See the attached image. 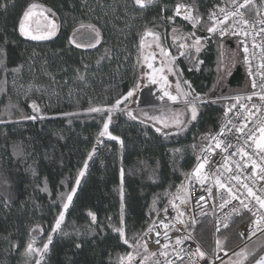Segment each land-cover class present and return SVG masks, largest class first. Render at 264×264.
I'll use <instances>...</instances> for the list:
<instances>
[{
    "label": "trees",
    "instance_id": "trees-1",
    "mask_svg": "<svg viewBox=\"0 0 264 264\" xmlns=\"http://www.w3.org/2000/svg\"><path fill=\"white\" fill-rule=\"evenodd\" d=\"M215 2L145 0L141 7L134 0H0V264H35L29 243L42 250L50 236L41 264H120L122 256L142 246L143 232L184 184L200 145L213 136L232 102L212 98L218 38L204 40L198 53H185L167 40L174 30L190 34V26L174 15L177 3L192 7L204 34L211 27L206 13ZM32 3L56 18L57 31L49 40H29L19 32ZM247 13L264 15V0H256ZM81 24L99 30L97 46L70 42L71 31ZM148 30L165 38L192 97L203 101L196 118L171 134L126 111L108 112L138 82L139 45ZM243 83L248 91L245 78ZM110 115L108 133L115 139L97 145ZM69 194V207L52 233ZM246 219L220 234V246L232 250L242 244L237 228ZM119 222L123 237L112 228ZM34 227L41 232L35 241ZM211 227L207 217L192 229L209 250ZM263 252L264 245L243 264Z\"/></svg>",
    "mask_w": 264,
    "mask_h": 264
},
{
    "label": "built area",
    "instance_id": "built-area-1",
    "mask_svg": "<svg viewBox=\"0 0 264 264\" xmlns=\"http://www.w3.org/2000/svg\"><path fill=\"white\" fill-rule=\"evenodd\" d=\"M255 2L256 0H251L250 3L245 4V0H236V3L233 4L219 0V2L212 3L206 13L205 20L211 27L215 24L216 31L204 33L202 37H216L240 42L245 78L249 88L247 92L238 95L241 98L239 101L236 99L225 107L224 119L212 136L223 141L221 147H216V141L212 140V137L200 145V153L197 158L200 157L201 160L196 158L195 164L188 174L193 173V169L206 156L207 162L204 164L201 175L207 179L201 183L195 175H192L190 179L187 176L184 203H181L182 199L177 198L176 191L170 193L143 232L141 237L143 248L147 244V253L149 255L156 253V255H151L153 257L152 264H157V262L167 264V261H172L173 264H221L237 249L264 235V222L256 224L261 214L264 213V208H261L255 199L248 196L247 190L242 187L243 184H247L256 195L264 197V179H261L264 173L260 172V167L264 166V160L261 159L264 153H259L255 142L247 139V135L251 131L255 133L256 140L260 136L259 127L264 124V100L260 98L264 94V87L260 86L264 83V31H261L264 29V23H260L261 20H264V15L251 16L247 13L249 8L255 5ZM177 4L174 7V15L185 21L195 32L200 23L193 27V20L184 19V16L189 14L195 18L192 7L184 4L186 7L181 8V14L177 15ZM240 5L244 6L240 7ZM221 9L224 11L222 12ZM213 13H215L214 19L210 18ZM229 13H235V15H229ZM225 15L228 16L227 20L224 19ZM220 20H224V23H217ZM245 20L248 21L247 24L244 23ZM222 32L223 34H221ZM245 47H247V51H245ZM254 83L256 87H253ZM237 128H243V132H238ZM222 131L223 135H221ZM229 144L232 147H227ZM239 148H243L248 156L241 157L237 151ZM232 153L237 154L233 156ZM249 157L254 159L258 165L255 175H253L252 160ZM237 165H240L239 169ZM245 165L247 166L245 167ZM229 169L231 170L229 171ZM234 175L240 177L239 182L232 179ZM217 179L226 188L231 187L238 198L232 199L225 189L218 188ZM201 196L204 197L203 200L199 199ZM221 196L230 201L223 208L220 207L223 203ZM198 200L199 204H197ZM241 200L249 207L244 208ZM170 201L176 207H173V203ZM181 212H183L182 216ZM243 216H246L247 219L237 228L242 244L232 250L220 248L218 245L220 234L235 220ZM207 217L211 219L212 225V247L210 250L203 247L192 233L193 227ZM164 224H168L169 227L165 229ZM150 226L154 229L151 232L148 231ZM157 232L160 233L159 236H157ZM164 232H167V239ZM157 239L160 244L155 242ZM177 239H180L182 243L177 244ZM164 244H168L167 249L162 247ZM197 247L205 253L203 258L198 253L192 256L188 255V253H196ZM164 251L168 253L167 257L160 255ZM177 254L183 259H177Z\"/></svg>",
    "mask_w": 264,
    "mask_h": 264
},
{
    "label": "rangeland",
    "instance_id": "rangeland-1",
    "mask_svg": "<svg viewBox=\"0 0 264 264\" xmlns=\"http://www.w3.org/2000/svg\"><path fill=\"white\" fill-rule=\"evenodd\" d=\"M33 5L35 7H30ZM25 12L29 13L27 17L24 16ZM24 13L19 23V32L24 38L33 40L29 36H25L21 33V21L24 22L25 29L34 35H47L53 31L56 33V18L52 12H50L45 7L36 3H32L26 8ZM53 23L55 24L54 29L52 28ZM198 30L199 27L195 32H193L190 28L189 35L172 31L170 32L167 40L174 44L176 43L185 53H189L191 51L198 53L196 52V46H199L201 50L204 40L207 39L202 37V34L199 33ZM146 32L150 34H144L140 41L138 82L131 90L133 92V96L128 97L126 100L121 99V103L119 105H116L115 103L108 112L126 111L127 114L131 113L130 116L132 118L135 117L133 119L150 124L159 133H175L184 128L191 120H193L190 102L193 101L194 97H192L189 85L182 80L181 75L175 66V59L177 55L171 52L167 44L168 42H166L164 37L153 30H148ZM54 35H50L46 39L34 41L49 40ZM73 37L75 38L76 42L71 43L76 46L78 43L80 45L79 47L83 48H92L97 46L99 43V36H97L95 32H92L87 28H81L80 26L74 28L71 31L70 38ZM197 40H199L198 45H196ZM90 44L94 46H89ZM181 45H185V47H181ZM161 48H163L169 54L164 55L161 52ZM218 49L219 55L217 60V76L212 98L218 100L227 99L234 102L238 95L247 92V85L244 86V83L240 86H231L228 84L229 77L236 69H239L245 78V67L241 52V44L238 40L231 41L227 39H219ZM149 65H151V67H149ZM165 93L176 96L177 99L175 101L170 100L169 96L165 95ZM185 93H189V95L185 96ZM126 96L127 94L124 97ZM202 102L203 101L201 99L195 100L196 112L198 105ZM112 120L113 117L110 115L107 118L106 123L108 124ZM177 120L181 121V123L177 124ZM103 139L113 140V137L108 133V129L105 135H100L97 145H100ZM259 139L260 136L256 140L258 141ZM173 191H176L179 200L185 199V182L182 186L175 188ZM66 203L69 207L70 202L67 200ZM64 211L65 208H63V213ZM59 218L60 215L58 219ZM112 228H114V230L120 234L119 229H122V223L119 222L117 224H113ZM40 233V228L34 227L31 231L32 240L35 241L39 237ZM49 242L50 240L48 237L46 243L48 244ZM263 243L264 235H261L250 243L237 249L221 264H242L246 258L255 250H257ZM33 244L34 243H32V245ZM218 245L223 249L219 243ZM35 250L36 248L33 247V250L29 256L35 255L36 260H41V256H38ZM43 252L44 251H42L41 255H43ZM130 253L133 259H128V253L122 256L120 264H141V261H143V264L153 263V257L145 251L143 246L136 247L134 251Z\"/></svg>",
    "mask_w": 264,
    "mask_h": 264
},
{
    "label": "snow or ice",
    "instance_id": "snow-or-ice-1",
    "mask_svg": "<svg viewBox=\"0 0 264 264\" xmlns=\"http://www.w3.org/2000/svg\"><path fill=\"white\" fill-rule=\"evenodd\" d=\"M135 2H136V4L140 5L141 7L145 6V0H135ZM250 2H251V0H245V4H248V3H250ZM147 3H152V0H147ZM232 3L235 4V3H236V0H232ZM243 6H244V5H240V7H243ZM30 7H35V6L33 5V6H30ZM183 7H186V5H184V4H177V6H176V14H177V15H180V14H181V13H180V9L183 8ZM221 11L223 12L224 10L221 9ZM237 11H238V9H237ZM28 15H29L28 12H25V13H24V16H25V17H27ZM229 15H235V13H229ZM241 15H242V14H241ZM210 18L214 19V18H215V13H213L212 16H211ZM184 19H186V20H193V27H196V25H197L198 23H200V18H199V17H195V18H193V17L191 16V14H189V15H185V16H184ZM224 19L227 20V19H228V16L225 15V18H224ZM217 23H219V24H223V23H224V20L217 21ZM244 23L247 24L248 21L245 20ZM260 23H264V20H261ZM80 27H81V28H87V29H90L92 32H95L97 36H99V30L96 29L95 26L92 25V24H88V25L81 24ZM52 28H53V29L55 28V24H54V23L52 24ZM20 31H21V33H22L23 35H25V36H29V37H30L31 39H33V40L46 39V38H48V36H50V35H54V34H55V32L53 31V32H51V33H48L47 35H34V34H32L30 31H27V30L25 29V25H24V22H23V21H21V24H20ZM174 31H175V30H174ZM208 31H209V32H215V31H216V26H215V24H214L212 27H209V28H208ZM261 31H264V29H261ZM145 34L148 35V34H150V33L146 32ZM221 34H223V32H222ZM193 35H194V34H193ZM70 42H76V41H75V38H74V37H73V38H70ZM198 44H199V40L196 41V45H198ZM77 46H80V45L77 43ZM89 46H94V45H91V44H90ZM181 47H185V45H181ZM199 51H200V47H199V46H196V52H199ZM245 51H247V47H245ZM161 52H162L164 55H168V54H169V53H167L163 48H161ZM149 67H151V65H149ZM153 82H155V81H153ZM186 83H187V82H186ZM260 86H261V87H264V83H262ZM253 87H256L255 83L253 84ZM165 95H168L170 100L175 101V100L177 99L176 96H172V95H170V94H168V93H165ZM184 95L187 96V95H189V93H185ZM132 96H133V92L130 90V91L127 93V96H126V97H123L122 99L126 100L128 97H132ZM260 98H261V100H264V94H262ZM198 99H200V97H199V96H196V97H194L193 101L190 102V104H191L192 119H195V118H196V115H197L196 107H195V100H198ZM236 99L239 101L241 98H240V97H237ZM249 99H251V97H249ZM120 103H121V100H117V101H116V105H119ZM233 107H235V105H233ZM241 107H243V105H241ZM253 107H255V105H253ZM33 108L36 109V105H35V104H33ZM37 110H38V109H37ZM88 111H90V112H98V111H100V109H99V108H90V109H88ZM129 115H131V113H129ZM133 118H135V117H133ZM176 123H177V124H180L181 121L177 120ZM107 129H108V124L105 123V124H104V129L100 132V135H101V136L105 135V133L107 132ZM236 130H237L238 132H243V128H237ZM259 132H260V139H259L258 141L255 140V133H254V132H251V131H250L249 134L247 135V139H248V140H253V141L255 142V147H256V149L258 150L259 153H264V124L260 125V127H259ZM221 135H223V131L221 132ZM113 139H115V137H113ZM212 140L216 141V147H221V144L223 143V141L219 140L217 137H212ZM227 147H232V145L229 144V145H227ZM225 150H226V148H225ZM176 151H179V150L177 149ZM237 151H238V153L241 155V157L248 156V153L245 152L243 148H239ZM236 154H237V153H232L233 156H235ZM89 155L91 156V153H90ZM197 159H198V160H201L200 157H198ZM226 159H227V158H226ZM249 159L252 160L253 175H255V173H256V168L258 167V165L256 164V161H255L254 159H252L251 157H249ZM261 159L264 160V156H262ZM206 162H207V157L205 156V157L203 158L202 162L198 163L197 166L193 169V173H191V174H187L188 178L190 179L192 175H195L196 178H197V180L200 181L201 183H203V181H204L205 179H207V177H203V176L201 175V173L203 172V169H204V164H205ZM246 166H247V165H245V167H246ZM239 167H240V165H237V168H238V169H239ZM230 170H231V169H229V171H230ZM260 172L264 173V166H261V167H260ZM80 175L82 176V175H83V172H81ZM232 179L237 180V181L239 182L240 177H239L238 175H234V176H232ZM261 179H264V176H262ZM216 184H217L218 188H220V189H225L226 192L228 193V195H229L232 199H237V198H238V197L235 195V193H233L232 188H231V187H227V188H226V186H225L223 183H221V181H220L219 179L216 180ZM242 187L245 188V189L247 190L248 196H250V197H252L253 199H255V201L260 205V207H261V208H264V197H261V196L256 195V194L253 192L252 188H250L247 184H243ZM74 191H75V189H73V192H74ZM177 198L179 199V197H177ZM199 199H200V200H203L204 197L201 196ZM221 199L223 200V203L220 205L221 208H223L225 205H227L228 203H230V201H229L228 199H224L223 196H221ZM67 200H68L69 202L72 200V195H71V194H69V195L67 196ZM170 203H173V202L170 201ZM181 203H184V200H181ZM197 204H199V200L197 201ZM241 204H242V206H243L244 208H248V207H249V205L246 204V203H244L243 200H241ZM67 207H68V204L65 203V204H64V208L67 209ZM173 207H176V205H175L174 203H173ZM165 211H166V210H165ZM234 211H236V210L234 209ZM63 215H64V213H63V211H62V212L60 213V218L56 220V224H55V226L53 227V232H55V231L57 230V228H59V226H60V224H61V221H62V218H63ZM89 215H92V214L89 213ZM180 215L182 216V215H183V212H181ZM261 222H264V213L261 214V217H260L259 220L256 221V224L259 225ZM161 223H162V222H161ZM168 227H169L168 224H164V228H165V229H167ZM153 230H154V229H153L152 226H150L149 229H148L149 232H151V231H153ZM119 231H120L121 236L123 237V236H124V231H123V229H119ZM156 234H157V236L160 235L159 232H157ZM241 235H242V234H241ZM164 236H165V238L167 239V232H164ZM49 240H51V236L49 237ZM155 242H156L157 244H160L159 239H157ZM125 243H127V240H125ZM176 243H177V244H180V243H182V241H181L180 239H177ZM162 247L165 248V249H167L168 244H164V245H162ZM47 248H48V244L45 243V244H44V248H43V250H41V249H36V250H35V251H36V254H37L38 256H41V259H42V255H41V253H42V251L47 250ZM144 249H145L146 252L148 251V245H147V244L144 245ZM32 250H33V245H32V243H29V245H28V254H31ZM181 251H182V250H181ZM197 253L199 254V256H200L201 258H203V257L205 256V253L202 252V251L200 250L199 247H197V249H196V253H188V255H189V256H192V255H195V254H197ZM151 255H156V253H151ZM160 255H161V256H164V257H167L168 253H167L166 251H164V252H161ZM176 258H177V259H180V260L183 259L179 254H177ZM128 259H129V260H132V259H133L131 253L128 254ZM36 264H41V260H40V259H37V260H36ZM141 264H143V261H141ZM157 264H159V262H157ZM167 264H173V262H172V261H167ZM256 264H264V256H261L259 259H257V260H256Z\"/></svg>",
    "mask_w": 264,
    "mask_h": 264
},
{
    "label": "water",
    "instance_id": "water-1",
    "mask_svg": "<svg viewBox=\"0 0 264 264\" xmlns=\"http://www.w3.org/2000/svg\"><path fill=\"white\" fill-rule=\"evenodd\" d=\"M243 80H244L243 73L239 69H236L232 73V75L229 77L228 84L231 85V86H233L235 84H238V86H240V85H242Z\"/></svg>",
    "mask_w": 264,
    "mask_h": 264
},
{
    "label": "crops",
    "instance_id": "crops-1",
    "mask_svg": "<svg viewBox=\"0 0 264 264\" xmlns=\"http://www.w3.org/2000/svg\"><path fill=\"white\" fill-rule=\"evenodd\" d=\"M263 245H264V243H263L261 246H263ZM261 246H260V247H261ZM260 247H259V248H260ZM259 248H258V249H259ZM258 249H257V250H258ZM257 250H255L253 253H251V254L246 258V260H247L248 258H250L251 255H253ZM261 256H264V252H263V253H262L257 259H259ZM257 259H256V260H257ZM246 260H245V261H246ZM256 260L253 261L251 264H256ZM245 261H244V262H245ZM244 262H243V263H244ZM243 263H242V264H243Z\"/></svg>",
    "mask_w": 264,
    "mask_h": 264
},
{
    "label": "flooded vegetation",
    "instance_id": "flooded-vegetation-1",
    "mask_svg": "<svg viewBox=\"0 0 264 264\" xmlns=\"http://www.w3.org/2000/svg\"><path fill=\"white\" fill-rule=\"evenodd\" d=\"M233 86H238V84H235V85H233Z\"/></svg>",
    "mask_w": 264,
    "mask_h": 264
}]
</instances>
